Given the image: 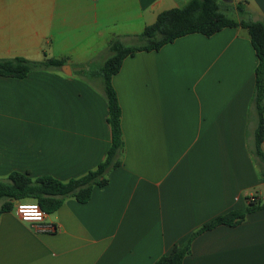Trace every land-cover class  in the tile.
Instances as JSON below:
<instances>
[{"label": "crops", "instance_id": "1", "mask_svg": "<svg viewBox=\"0 0 264 264\" xmlns=\"http://www.w3.org/2000/svg\"><path fill=\"white\" fill-rule=\"evenodd\" d=\"M186 1L0 0V58L46 54L71 70L0 76V178L67 181L94 169L111 143L94 65L110 55L112 38L135 43L161 11ZM238 1L264 21V0H226ZM256 64L242 27L124 58L111 78L122 164L87 202L68 197L47 213L52 232L34 231L13 209L0 212V264H153L215 216L249 197L264 201L250 152ZM182 264H264V208L196 236Z\"/></svg>", "mask_w": 264, "mask_h": 264}, {"label": "trees", "instance_id": "2", "mask_svg": "<svg viewBox=\"0 0 264 264\" xmlns=\"http://www.w3.org/2000/svg\"><path fill=\"white\" fill-rule=\"evenodd\" d=\"M229 8L234 15L227 13ZM227 27H242L247 30L257 59L251 99L256 114V127L250 152L258 166L260 179L264 181V151L261 147L264 139V21L252 19L243 1L233 4L227 2L223 8L219 0H187L181 7L161 11L154 22L146 25L136 35L138 42L125 44L118 37L109 42L110 55L93 73L101 79L102 94L108 106L107 122L111 131V143L105 158L94 169L67 181L50 175L31 178L28 174L19 172L0 178V212L12 210L14 203L20 200L36 201L46 213L56 211L68 197H73L80 203L87 202L93 188L106 185L109 171L122 164L121 108L111 78L119 71L124 58L140 51L159 50L163 45L187 34L210 36ZM65 63L66 58H53L46 54L40 60L21 56L0 58V76L22 78L32 70L58 69ZM262 208L264 201L254 197L247 198L243 207L233 208L203 223L184 241L174 244L167 254L160 256L153 264H182L184 257L190 253L192 240L196 236L218 225H238L247 214Z\"/></svg>", "mask_w": 264, "mask_h": 264}, {"label": "built area", "instance_id": "3", "mask_svg": "<svg viewBox=\"0 0 264 264\" xmlns=\"http://www.w3.org/2000/svg\"><path fill=\"white\" fill-rule=\"evenodd\" d=\"M13 210L21 221L30 223L36 232H52L55 228L52 223L46 221L47 213L40 208L36 201H16Z\"/></svg>", "mask_w": 264, "mask_h": 264}, {"label": "rangeland", "instance_id": "4", "mask_svg": "<svg viewBox=\"0 0 264 264\" xmlns=\"http://www.w3.org/2000/svg\"><path fill=\"white\" fill-rule=\"evenodd\" d=\"M220 1V3H221V6L223 7V8H225V5H226V0H219ZM227 13L229 14V15H231L232 16V14H233V12L230 10V8L228 9V11H227ZM135 42H138L137 40L135 41ZM131 44H133V43H131ZM49 56V55H48ZM51 57V56H50ZM97 67H98V65H94V67H93V69H97ZM101 80V79H100Z\"/></svg>", "mask_w": 264, "mask_h": 264}, {"label": "water", "instance_id": "5", "mask_svg": "<svg viewBox=\"0 0 264 264\" xmlns=\"http://www.w3.org/2000/svg\"><path fill=\"white\" fill-rule=\"evenodd\" d=\"M62 72L66 73V74H71V70H70V66L68 64H64L61 67Z\"/></svg>", "mask_w": 264, "mask_h": 264}]
</instances>
